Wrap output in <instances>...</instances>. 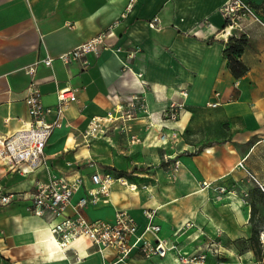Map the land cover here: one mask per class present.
I'll return each mask as SVG.
<instances>
[{"label": "crops", "instance_id": "crops-1", "mask_svg": "<svg viewBox=\"0 0 264 264\" xmlns=\"http://www.w3.org/2000/svg\"><path fill=\"white\" fill-rule=\"evenodd\" d=\"M224 1L0 0V139L31 118L24 99L31 81L26 65L53 57L51 64L39 62L35 74L45 105L56 107L57 92L63 87L77 92V100L68 104L62 124L48 140L44 165L21 171L0 156V188L11 195L9 202H0V264H113L116 260L113 250L96 251L85 239L75 242L84 256L80 261H75L72 251L66 258L60 254L47 219L29 211V194L36 181H48L51 173L83 175L85 189L92 185L90 174L96 167L122 176L126 185L113 183L111 200L87 206L86 215L113 221L117 208H127L143 221V209L155 207L163 236H173L183 225L178 236L183 252L199 251V236L192 239L194 244L184 242L205 232L206 226L214 224V231L226 225L236 230L230 225L236 224L231 207L206 204L205 191L197 196L196 187L204 180H232L237 173L247 172L248 179L251 172L264 182V159L254 162V156L264 150V24L251 18L228 22L221 10ZM250 1L264 20V0ZM154 17L159 21L152 26ZM110 28V48L88 53V67L79 60L64 63L59 58ZM233 36H246L249 41L240 56L249 70L240 78L234 76L224 56ZM136 94L146 100L148 111L136 118L146 122L131 121L132 132L144 134V125L152 122L179 133L174 147L165 151L181 161L176 176L168 179L170 171L161 165L164 154L152 152L162 169H158L159 184L116 176L117 169L97 163L95 157L105 155L98 142L83 137L93 115H105L117 104L125 106ZM173 101L183 105L181 116L165 120L162 113ZM55 117V113L47 114L48 121ZM146 140L161 144L153 131ZM243 157L245 168L238 165ZM205 189L210 192L209 187ZM66 212L73 215L74 207ZM207 212L209 218L202 223L199 216ZM240 214L246 221V214ZM189 221L194 222L192 228L185 229ZM175 255L169 252L147 259L136 254L126 264H182Z\"/></svg>", "mask_w": 264, "mask_h": 264}, {"label": "built area", "instance_id": "built-area-1", "mask_svg": "<svg viewBox=\"0 0 264 264\" xmlns=\"http://www.w3.org/2000/svg\"><path fill=\"white\" fill-rule=\"evenodd\" d=\"M221 10L226 19L230 22H238L245 18H251L264 24V20L259 15L257 7L250 0H225L222 3ZM158 17L150 22L153 26ZM111 28L101 31L94 37L80 43L69 51L59 55L64 63L73 60H79L84 67H88L90 60L87 55L90 52L99 54L102 50L110 48L107 42ZM53 57L39 59L25 66V71L30 74L31 81L24 91V99L29 107L30 120L23 122V125L9 137L0 139L1 159H3L11 168H17L21 171H32L46 163L44 153L45 147L52 135L55 127L62 124L65 116L66 107L71 101L77 100L76 89L63 87L58 90V105L56 107L47 106L43 101V93L35 77L37 65L39 62L51 64ZM186 94V91H184ZM139 99V100H138ZM142 99V100H140ZM128 118H137L138 115L131 114V109H142L148 111L146 100L136 94L128 101ZM214 105L217 102L213 103ZM115 105L112 111L105 115H93L88 123L83 137L87 142L104 130L106 124H113L116 120L114 113L118 112L121 118L124 117L122 104ZM182 104L173 101L163 111L162 118L165 120H178L182 113ZM48 113H55L53 121L47 120ZM120 118V119H121ZM130 128L127 129V132ZM129 133V132H128ZM160 136L166 138L164 146L174 147L179 133L174 130L161 129ZM133 141L138 139V133H131ZM165 158L171 157L165 153ZM245 160L240 159L238 165L245 168ZM181 165L177 158L173 161L172 175L176 176ZM249 175L254 178L264 190V182L259 180L253 173ZM122 181L126 184L122 176L115 177L110 171H101L98 167L90 174L91 186L84 188L85 177L77 174L73 177L66 175H57L51 173L48 181L37 180L34 189L29 194L32 203L29 211L36 215L45 217L48 222L49 231L53 235L57 248L63 257H69L68 252L72 251L75 255V261H80L84 256L81 255L75 242L78 239L88 240L96 251L104 252L111 249L116 254V260L113 264H126L131 257L136 254L144 258L164 257L169 252H177L180 259L188 262L189 259H205L204 253L183 252L180 248L178 233L182 227L176 229L173 236L166 237L162 235V225L157 221L158 211L155 207L143 209V221L137 218L130 209L117 208L113 221L102 218H90L84 212L85 208L95 205L101 201L111 200V191L113 183ZM215 181L204 180L203 185L212 187ZM10 194H6L0 188V202H9ZM74 207V214L68 215L67 208ZM198 253V254H197Z\"/></svg>", "mask_w": 264, "mask_h": 264}, {"label": "rangeland", "instance_id": "rangeland-1", "mask_svg": "<svg viewBox=\"0 0 264 264\" xmlns=\"http://www.w3.org/2000/svg\"><path fill=\"white\" fill-rule=\"evenodd\" d=\"M128 103L129 102H127V104ZM127 104L122 111L125 112L124 117L116 120L113 124H106L103 126L104 130H101L100 133L93 138V141L98 142L95 144L100 146L102 154H105L104 156L98 155L95 159L99 164L117 169L118 174H116V176L123 175L130 180L133 178L140 184H159L161 179L159 178L158 171L162 169L161 167L159 168L160 164L155 162L152 152L159 150L163 156V154L167 153L165 151L170 150V148L163 144L152 145L148 140L144 142L150 131L159 134L158 132L161 130L159 126L152 125V122L144 125L146 129L145 132L143 130L144 134L138 132V139L133 141L131 136L132 132H127L128 128H130V130L134 129V124H132L131 121L136 120L143 123L146 121L143 117H138V119L135 118V120L134 118L129 119L127 115L129 107ZM130 112L133 117L140 113L143 114L142 109L137 108L131 109ZM157 141H160L159 138ZM159 143L162 142L160 141ZM103 149H105L104 152ZM163 157L164 160L161 162V165L163 168L170 171V175L167 177L170 179L171 176L173 177L172 161H174L175 158ZM134 159L135 161H133ZM262 159H264V150L261 155L258 153L254 156V162L258 164ZM248 178L247 172V174L243 176L237 173L236 176H233L232 180L226 179L216 181L212 187H209V193H207L206 189L203 190V184H199L196 187V191H198V194H196L197 196L202 195L205 191V196L203 198H206V204L221 207V209L224 207H231V215L235 217L236 224L230 223V225L231 227L234 225L236 230L230 231L228 225H226L225 228H217L216 232L214 231L215 225L211 224L205 227V232H200L196 235L193 234L191 238L184 243L189 242V244H194L192 239L199 236L201 239L199 238L200 242L196 245L198 247L197 250H199V253H204L207 256L203 260L197 258L191 261L189 259L188 262L179 258L182 264H191L194 261H204L212 264H264V190L254 178ZM119 183H121V185H126L122 184V181ZM163 187L165 188L164 185L162 188ZM161 193L162 191L159 189V194L162 195ZM239 202H241V205ZM252 207L255 212L250 219ZM195 209H197V211L199 210L197 207ZM202 209L201 207V210ZM160 210L165 214L162 208H160ZM203 212L205 211L203 210ZM240 212L246 214V221L241 216ZM228 213V210L226 214L224 213L226 220L228 219ZM199 217L200 221L204 223L206 217L209 218V213L207 212L205 216L201 215ZM191 222L192 221H189L184 228L191 227ZM179 235L180 233H178V236ZM185 252L187 253L186 255H188V253H195L196 251L194 249V251L189 250Z\"/></svg>", "mask_w": 264, "mask_h": 264}, {"label": "trees", "instance_id": "trees-1", "mask_svg": "<svg viewBox=\"0 0 264 264\" xmlns=\"http://www.w3.org/2000/svg\"><path fill=\"white\" fill-rule=\"evenodd\" d=\"M227 21L230 22L229 20ZM248 42L249 41L246 36H233L229 39L224 49V56L227 59L228 65L234 76H236L237 78L242 77L249 70L248 66L240 59V56L247 47ZM254 212L255 210L252 207L250 219L253 217Z\"/></svg>", "mask_w": 264, "mask_h": 264}, {"label": "bare ground", "instance_id": "bare-ground-1", "mask_svg": "<svg viewBox=\"0 0 264 264\" xmlns=\"http://www.w3.org/2000/svg\"><path fill=\"white\" fill-rule=\"evenodd\" d=\"M119 107H120V105L118 104L117 111H119ZM116 113H117V115L115 117H118V118L120 117L121 118V116L119 115V113L118 112H116ZM158 138L162 142L161 144H163V143H165L167 141L165 137L160 136L159 134H158Z\"/></svg>", "mask_w": 264, "mask_h": 264}]
</instances>
